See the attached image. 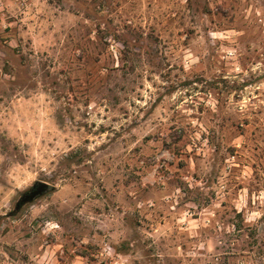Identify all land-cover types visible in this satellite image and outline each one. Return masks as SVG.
Returning a JSON list of instances; mask_svg holds the SVG:
<instances>
[{
	"label": "rangeland",
	"instance_id": "1",
	"mask_svg": "<svg viewBox=\"0 0 264 264\" xmlns=\"http://www.w3.org/2000/svg\"><path fill=\"white\" fill-rule=\"evenodd\" d=\"M0 264H264V0H0Z\"/></svg>",
	"mask_w": 264,
	"mask_h": 264
},
{
	"label": "water",
	"instance_id": "2",
	"mask_svg": "<svg viewBox=\"0 0 264 264\" xmlns=\"http://www.w3.org/2000/svg\"><path fill=\"white\" fill-rule=\"evenodd\" d=\"M49 190V186L47 183H37L34 184L31 189L25 192L19 201L15 205V210L18 211L21 207L26 204L32 203L37 198L43 196Z\"/></svg>",
	"mask_w": 264,
	"mask_h": 264
}]
</instances>
